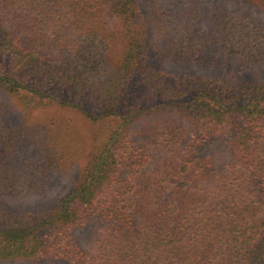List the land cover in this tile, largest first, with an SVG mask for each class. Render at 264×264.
<instances>
[{"label":"trees","instance_id":"obj_1","mask_svg":"<svg viewBox=\"0 0 264 264\" xmlns=\"http://www.w3.org/2000/svg\"><path fill=\"white\" fill-rule=\"evenodd\" d=\"M249 20L205 0H0V88L116 122L63 194L11 207L71 160L0 98V263L264 264V80L241 75L264 63V28ZM216 139L234 162L206 154Z\"/></svg>","mask_w":264,"mask_h":264},{"label":"rangeland","instance_id":"obj_2","mask_svg":"<svg viewBox=\"0 0 264 264\" xmlns=\"http://www.w3.org/2000/svg\"><path fill=\"white\" fill-rule=\"evenodd\" d=\"M224 6L230 10H240L246 13L252 25L264 28V9L256 6L254 3L246 0H205V5ZM158 35L153 30L151 42H156ZM116 53L115 55H118ZM235 69L237 64L234 62L226 70ZM202 73H210L211 70L198 69ZM225 70V71H226ZM241 75L249 79L258 81L264 80V63L256 67L255 65H246L242 67ZM0 98L7 100L13 109L19 112V117L31 123L32 126L44 125L48 127L49 136L53 143L57 144L60 150H64L70 157V168L66 173L59 176V181L54 187L46 193H36L20 195L15 197H5L3 202L11 207L23 209H37L63 194L71 185L77 172L89 160L92 151L103 146L109 138L115 121L107 120L97 121L88 117L76 108L65 107L59 103H42L36 107L27 108L17 96H10L8 92L0 88ZM26 109V110H24ZM43 131V130H42ZM39 132V130H38ZM228 139H216L214 142L205 145V152L215 161L222 160L223 163L234 162L228 152ZM0 264H29L25 261L3 262Z\"/></svg>","mask_w":264,"mask_h":264}]
</instances>
